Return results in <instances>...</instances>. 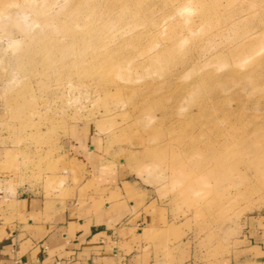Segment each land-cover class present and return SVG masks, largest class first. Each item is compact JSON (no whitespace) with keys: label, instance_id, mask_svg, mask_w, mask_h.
I'll use <instances>...</instances> for the list:
<instances>
[{"label":"rangeland","instance_id":"rangeland-1","mask_svg":"<svg viewBox=\"0 0 264 264\" xmlns=\"http://www.w3.org/2000/svg\"><path fill=\"white\" fill-rule=\"evenodd\" d=\"M136 183L169 264L264 221V0H0V186L62 206Z\"/></svg>","mask_w":264,"mask_h":264},{"label":"crops","instance_id":"crops-1","mask_svg":"<svg viewBox=\"0 0 264 264\" xmlns=\"http://www.w3.org/2000/svg\"><path fill=\"white\" fill-rule=\"evenodd\" d=\"M111 186L107 196L71 206L0 186V264H169L144 243L158 214L142 189L125 180ZM262 222L220 264H264Z\"/></svg>","mask_w":264,"mask_h":264}]
</instances>
